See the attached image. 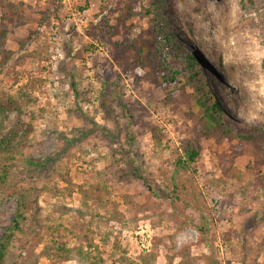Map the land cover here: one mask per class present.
Masks as SVG:
<instances>
[{"label":"rangeland","instance_id":"rangeland-1","mask_svg":"<svg viewBox=\"0 0 264 264\" xmlns=\"http://www.w3.org/2000/svg\"><path fill=\"white\" fill-rule=\"evenodd\" d=\"M152 9L0 0V148L31 190L27 236L6 264H264V143L205 138L184 70L199 59L229 126L264 128V0H164L159 19L184 53L160 34L172 85L123 51L148 39ZM17 104L28 136H7ZM17 208L0 193V239Z\"/></svg>","mask_w":264,"mask_h":264},{"label":"trees","instance_id":"trees-1","mask_svg":"<svg viewBox=\"0 0 264 264\" xmlns=\"http://www.w3.org/2000/svg\"><path fill=\"white\" fill-rule=\"evenodd\" d=\"M163 2L164 0H150L153 9L149 11L155 16L152 19L153 28L150 30L148 39L146 40L143 39V37H140L131 42H126L123 44V51H127L130 55L131 62H129V64L135 72L143 71V74L156 79L159 73L158 71H160L165 82L172 85L178 81L177 78L179 72H171L170 70L165 69L162 70L161 51L156 47L160 34H163L162 39L164 43L166 42L165 45H170L171 50L175 49L179 58L184 57V53L182 51L183 49H181V47L172 40L170 33L163 26L162 20L159 19L160 8L162 7ZM125 10L127 9L125 8ZM125 10H123V12H125ZM119 20L126 21L127 19L121 20L120 18ZM111 35H113V32H111ZM121 46L122 45L120 44V49L123 47ZM189 56V64L186 65L184 70L187 72L188 81L195 89L196 105L201 109L200 126L204 137L207 139L219 138L229 141L238 139L243 143H264V128H252L246 127L245 125H241L238 128L234 125L229 126V121L225 116V112H223L218 104L212 100L210 92L206 88L204 77L196 69L195 61L198 62L199 59L191 56L190 54ZM178 90L180 91V89ZM170 94L172 95L173 93ZM24 108L25 107H22V105L20 106L17 104L16 108L12 110L17 111L19 116L12 131H10L7 136H16L23 130H25V136H28L30 133V125L28 123L25 124L24 122V118L26 117L25 115L27 114ZM8 109L5 103L0 100V112L5 114ZM231 126H233V128ZM244 128L248 131L242 132ZM235 130L238 132H235ZM23 140L24 139L22 138V141ZM3 152L4 150L0 148V193L3 192L10 195L16 194L18 196V208L11 225L6 229L5 234L0 239V264H6L10 254L13 253L18 246H22L24 243L27 231L29 230L26 213L29 209L28 207L31 193L30 189L19 186L17 176H15L13 171L14 163L10 161V157L7 159L6 157L4 158ZM5 152H9V147L6 148ZM186 155L191 161H194L197 156V152L195 148H192L191 144L187 145ZM134 170L130 167L131 173L136 172L134 177L145 182L143 176L137 173L139 170ZM147 188L150 191L152 190V186H148ZM96 189H99V186H96ZM133 200L134 199L128 201L133 203ZM134 205L136 204L134 203Z\"/></svg>","mask_w":264,"mask_h":264},{"label":"bare ground","instance_id":"bare-ground-1","mask_svg":"<svg viewBox=\"0 0 264 264\" xmlns=\"http://www.w3.org/2000/svg\"><path fill=\"white\" fill-rule=\"evenodd\" d=\"M230 43V42H229ZM199 61V60H198ZM201 62H202V60H201ZM249 119H253L254 118V116L252 117V116H250V117H248ZM242 120V119H241Z\"/></svg>","mask_w":264,"mask_h":264}]
</instances>
